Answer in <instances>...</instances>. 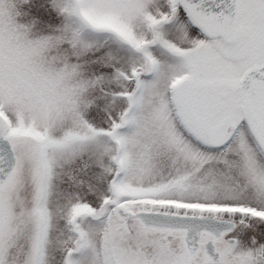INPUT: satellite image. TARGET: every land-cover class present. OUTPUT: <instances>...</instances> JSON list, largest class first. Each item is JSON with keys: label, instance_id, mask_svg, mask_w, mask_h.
Returning a JSON list of instances; mask_svg holds the SVG:
<instances>
[{"label": "snow or ice", "instance_id": "1", "mask_svg": "<svg viewBox=\"0 0 264 264\" xmlns=\"http://www.w3.org/2000/svg\"><path fill=\"white\" fill-rule=\"evenodd\" d=\"M0 264H264V0H0Z\"/></svg>", "mask_w": 264, "mask_h": 264}]
</instances>
